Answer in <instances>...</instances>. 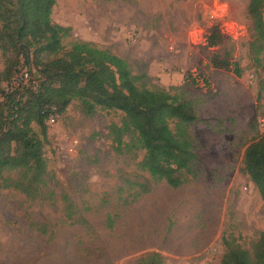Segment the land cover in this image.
Listing matches in <instances>:
<instances>
[{
  "label": "rangeland",
  "instance_id": "374dc122",
  "mask_svg": "<svg viewBox=\"0 0 264 264\" xmlns=\"http://www.w3.org/2000/svg\"><path fill=\"white\" fill-rule=\"evenodd\" d=\"M247 5L56 0L52 21L72 29L66 49L83 41L111 51L145 76V88L168 91L196 117L190 128L195 177L178 189L153 183L139 169L142 151L115 150L109 128L121 126L124 115L85 117L72 102L47 124L41 197L0 191V264H137L152 252L163 264H220L223 238L251 248L264 233V207L241 167L246 148L263 131L264 60L257 65L249 50ZM213 29L222 42L208 47ZM225 58L238 65L240 77L218 66ZM34 77L21 64L13 83ZM135 184H147L148 192L135 199ZM67 203L73 218L86 224L67 221Z\"/></svg>",
  "mask_w": 264,
  "mask_h": 264
},
{
  "label": "trees",
  "instance_id": "16d2710c",
  "mask_svg": "<svg viewBox=\"0 0 264 264\" xmlns=\"http://www.w3.org/2000/svg\"><path fill=\"white\" fill-rule=\"evenodd\" d=\"M55 3L0 0V191L12 190L31 201L41 197L46 187L48 117L63 114L72 102L85 117L98 111L121 112V126L109 128L115 150L123 146L142 151L139 169L153 183L182 187L195 177L197 155L190 128L196 117L168 91L145 88V76L133 74L128 63L111 51L83 41L66 49L63 41L72 29L52 21ZM263 12L264 0H248L249 50L257 65L264 60ZM221 42L215 29L205 37L208 47ZM21 64L36 77L13 83ZM218 66L241 76L238 65L227 58ZM126 136L129 142L123 140ZM241 172L257 189L264 207V130L246 148ZM136 185L135 199L149 190L147 184ZM65 217L72 224H86L81 217L73 218L69 203ZM108 221L112 224L113 218ZM222 242L226 252L220 264H264V233L249 249L233 239ZM137 264H163V259L152 252Z\"/></svg>",
  "mask_w": 264,
  "mask_h": 264
},
{
  "label": "built area",
  "instance_id": "2783aa9c",
  "mask_svg": "<svg viewBox=\"0 0 264 264\" xmlns=\"http://www.w3.org/2000/svg\"><path fill=\"white\" fill-rule=\"evenodd\" d=\"M55 123V115L52 113L49 115L48 117V121H47V124L49 126H53V124ZM262 127H263V130H264V120H262Z\"/></svg>",
  "mask_w": 264,
  "mask_h": 264
}]
</instances>
